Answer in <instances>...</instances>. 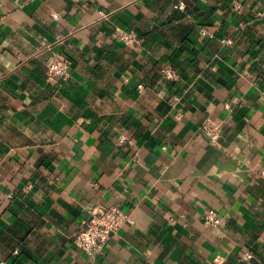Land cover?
I'll return each instance as SVG.
<instances>
[{
	"label": "clouds",
	"instance_id": "9594fccd",
	"mask_svg": "<svg viewBox=\"0 0 264 264\" xmlns=\"http://www.w3.org/2000/svg\"><path fill=\"white\" fill-rule=\"evenodd\" d=\"M189 256L264 264V0H0V264Z\"/></svg>",
	"mask_w": 264,
	"mask_h": 264
},
{
	"label": "crops",
	"instance_id": "0c3cea01",
	"mask_svg": "<svg viewBox=\"0 0 264 264\" xmlns=\"http://www.w3.org/2000/svg\"><path fill=\"white\" fill-rule=\"evenodd\" d=\"M10 170H11V165H9L7 168L4 169V174L6 175L7 172ZM176 202L183 205V207L188 209L189 211H192L190 208H188V205L184 203L182 198H177ZM245 219H247V215L245 216ZM168 239L171 240V237H169ZM184 246L185 245H183L181 241H179V240L175 241V250L173 252L174 258H177L181 254L182 247H184ZM188 260H191L192 264H199V261L198 260H192L191 256L188 257ZM157 264H162V261H158ZM189 264H191V262H189Z\"/></svg>",
	"mask_w": 264,
	"mask_h": 264
}]
</instances>
